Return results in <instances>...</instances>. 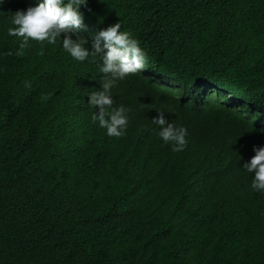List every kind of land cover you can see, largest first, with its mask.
Wrapping results in <instances>:
<instances>
[{"label":"trees","instance_id":"obj_1","mask_svg":"<svg viewBox=\"0 0 264 264\" xmlns=\"http://www.w3.org/2000/svg\"><path fill=\"white\" fill-rule=\"evenodd\" d=\"M31 1L0 0V264H264V192L243 169L264 147V0H87L89 30L120 22L146 53L110 90L121 138L92 120L98 58L63 34L6 55ZM157 111L187 129L184 151Z\"/></svg>","mask_w":264,"mask_h":264},{"label":"clouds","instance_id":"obj_2","mask_svg":"<svg viewBox=\"0 0 264 264\" xmlns=\"http://www.w3.org/2000/svg\"><path fill=\"white\" fill-rule=\"evenodd\" d=\"M82 5L87 7V0H43L37 6L12 13L10 21L12 27L8 29V35L20 39L21 42L19 50L15 53L9 51L6 55L23 56L30 40L41 45L45 42L55 44L63 34V49L71 57L80 62L90 56L93 59L98 58L99 71L103 74L100 81L102 91L91 90L86 94L89 106L93 109L98 108V112L94 111L92 120L106 129L109 137L121 138L125 135L128 126V109L123 105L113 107L114 100L110 90L116 81L124 80L129 75L144 69L146 53L131 32L121 30L120 22L95 34L91 49L86 48L88 41L78 34L80 31L86 33L89 30L88 26L84 25V15L80 11ZM74 35L75 39H73ZM102 41L103 46H101ZM39 54H44L43 48ZM25 86L31 87L28 82H25ZM152 124L158 126L160 130L157 135L165 144L172 145L173 152L185 150L186 128L177 127L173 122H169L163 111H157ZM253 151L254 156L250 162L243 165V169L255 174L254 179L251 180V188L255 192H264V147H254Z\"/></svg>","mask_w":264,"mask_h":264},{"label":"rangeland","instance_id":"obj_3","mask_svg":"<svg viewBox=\"0 0 264 264\" xmlns=\"http://www.w3.org/2000/svg\"><path fill=\"white\" fill-rule=\"evenodd\" d=\"M90 35L95 36V33L91 32ZM144 74H145L146 76L149 75L148 72H145ZM148 77H149V76H148ZM158 82H160V80H159ZM158 82H157V83H158ZM154 83H155V82H154ZM157 83H156V84H157ZM232 108H234V109H236V110L242 112L243 114H246V113H247V108L244 107V106H242V105H241L240 107H236V106L232 105Z\"/></svg>","mask_w":264,"mask_h":264}]
</instances>
